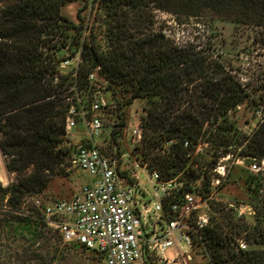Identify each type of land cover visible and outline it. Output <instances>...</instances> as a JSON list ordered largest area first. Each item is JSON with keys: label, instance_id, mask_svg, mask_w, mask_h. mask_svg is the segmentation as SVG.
Wrapping results in <instances>:
<instances>
[{"label": "trees", "instance_id": "trees-1", "mask_svg": "<svg viewBox=\"0 0 264 264\" xmlns=\"http://www.w3.org/2000/svg\"><path fill=\"white\" fill-rule=\"evenodd\" d=\"M70 1L0 0V150L8 158L7 171L16 175L7 187L0 182V228L28 234L35 243L42 239L47 224L33 199L66 174L65 162L69 165L71 147L62 146L71 106L67 92L88 90V77L97 68L115 103L112 141L118 143L128 125L127 108L136 100L146 102L143 156L148 160L155 149L165 150L151 161L164 177L185 180L187 191L208 189L220 158L264 160V119L246 135L235 116L241 106L259 102L214 51L169 44L152 32L148 12L153 5L175 15L264 28V0H100L101 41L82 39L62 15ZM62 49L68 58H57ZM77 54L82 58L77 78L60 74L58 62ZM200 145H207L211 158L199 173L190 157ZM244 184L253 195L254 215L241 218L213 208L210 224L200 230L196 246L210 264H264V249L239 247L241 240L264 246V179L249 176ZM219 212L221 220L215 218Z\"/></svg>", "mask_w": 264, "mask_h": 264}, {"label": "built area", "instance_id": "built-area-1", "mask_svg": "<svg viewBox=\"0 0 264 264\" xmlns=\"http://www.w3.org/2000/svg\"><path fill=\"white\" fill-rule=\"evenodd\" d=\"M71 60V75L77 78L82 63L80 54L58 62V69L69 68ZM100 72L97 68L89 75L88 90H71L77 101L70 98L66 118L65 137L71 136L79 120L85 123L86 139L71 146L69 167L87 174L89 181L71 199L45 203L36 197L33 203L64 243L84 246L100 255L104 264H188L201 240L200 230L209 225L212 204L227 175L228 156L219 159L208 189L192 191L186 190L185 180L168 179L147 164L122 168L120 158L107 156L98 142L104 128L102 115L110 110L105 89L98 83ZM84 93L88 102L80 99ZM143 136L142 116L132 126L131 139L141 144ZM172 143L166 144V148ZM188 145L185 142V147ZM248 170L260 174L264 160H253ZM142 173L148 176L149 188L141 185ZM235 209L241 218L255 213L249 204H239ZM239 247L247 250L248 244L241 240ZM172 250L174 254L168 253Z\"/></svg>", "mask_w": 264, "mask_h": 264}, {"label": "rangeland", "instance_id": "rangeland-1", "mask_svg": "<svg viewBox=\"0 0 264 264\" xmlns=\"http://www.w3.org/2000/svg\"><path fill=\"white\" fill-rule=\"evenodd\" d=\"M148 12H151L153 17L150 29L152 32L163 34L169 44L188 46L199 50L210 49V53L214 51V56H221V60L226 63L231 74L245 86L251 95V99L259 102L258 106L253 108L247 104L241 106L235 115L239 129L246 135L252 134L264 119V28L236 25L210 17L175 15L157 10L153 5H150ZM62 15L80 29L77 33L82 34V39L101 41L105 26L104 10L100 5V0H72L62 8ZM102 45L106 46L107 44ZM68 56L69 52L66 49L57 53V58L60 59L68 58ZM71 62L72 65L69 68L61 69L58 72L62 75L72 74L71 69L74 60ZM98 83L104 89L107 86L101 77H99ZM67 95L77 101L75 93L68 91ZM106 98L110 102V110L102 115L104 128L101 137L98 139L102 150L111 157H119L120 155L119 160L122 168H130L136 164H147L150 167L151 164L153 170H159L151 158L156 155H163L165 150L155 149L154 154H150L147 160L143 156V153L148 152L147 147L142 143L137 144L131 139L132 126L140 117L144 116L146 102L136 100L127 108L128 125L119 136L118 143H115L111 139V132L117 123L114 116L115 103L112 102L109 93H106ZM80 99L88 102V95L81 94ZM85 139V123L79 120L77 128L71 132V136L65 137V143L62 146L71 147L75 144H81ZM207 148V145H200L196 153L190 157L195 164L194 168L199 170V173L211 158ZM7 163L8 158L0 150V182L5 187L16 182V175L7 171ZM251 163H253L251 159L237 160L232 155L227 157L225 161L227 175L221 181L217 200L212 204L210 222L214 216L213 208L224 209L230 214H237L235 207L239 204L251 206L253 195L247 189L244 180L247 177L249 179V176L264 179V170L260 174H253L248 170ZM63 168L66 174L54 178L49 188L38 196L43 202L71 199L81 186L89 181L87 174L70 168L67 162ZM147 177V174L142 173L141 185L143 188H149L146 181ZM231 205L235 207L231 208ZM215 216L221 220L222 213L219 212ZM221 223L223 222L221 221ZM249 223L252 224L253 221H249ZM41 232L42 239L35 243L28 234L17 236L10 230L0 228V264H104L100 255L83 252L74 244L64 243L61 235L48 225L42 227ZM244 242L248 244L246 241ZM252 248L264 249V246L255 247L248 244V249ZM168 253L174 254L175 251L172 250ZM192 258L193 260L188 264H210L208 257L198 245L195 246Z\"/></svg>", "mask_w": 264, "mask_h": 264}]
</instances>
